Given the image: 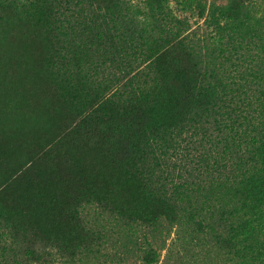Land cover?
Segmentation results:
<instances>
[{
  "label": "trees",
  "instance_id": "obj_1",
  "mask_svg": "<svg viewBox=\"0 0 264 264\" xmlns=\"http://www.w3.org/2000/svg\"><path fill=\"white\" fill-rule=\"evenodd\" d=\"M175 2L205 31L172 0H0V264L77 256L86 203L175 220L166 157L207 126L239 160L210 182L219 241L264 264V0Z\"/></svg>",
  "mask_w": 264,
  "mask_h": 264
},
{
  "label": "rangeland",
  "instance_id": "obj_2",
  "mask_svg": "<svg viewBox=\"0 0 264 264\" xmlns=\"http://www.w3.org/2000/svg\"><path fill=\"white\" fill-rule=\"evenodd\" d=\"M207 1L223 4L228 0ZM171 5L188 19L191 30L205 31L197 11H180L175 0ZM105 76L107 71L102 68L98 78ZM223 139L219 131L207 126L184 133L176 149H170L162 180L171 190L180 186L179 199L174 198L179 206L175 220L163 218L148 224L124 219L95 202L86 203L81 212L91 235L88 245L75 257L37 245L39 260L30 264H145L152 250L157 252L153 264H236L238 258L219 241L228 234V224L217 211L219 204L208 195L212 178L231 172L239 161ZM243 149L238 152L245 154Z\"/></svg>",
  "mask_w": 264,
  "mask_h": 264
}]
</instances>
